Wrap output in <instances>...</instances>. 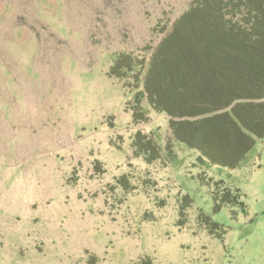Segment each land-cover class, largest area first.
<instances>
[{
    "label": "rangeland",
    "instance_id": "obj_1",
    "mask_svg": "<svg viewBox=\"0 0 264 264\" xmlns=\"http://www.w3.org/2000/svg\"><path fill=\"white\" fill-rule=\"evenodd\" d=\"M193 2L0 0V264H264V116L239 123L255 142L235 167L199 164L146 95L133 118Z\"/></svg>",
    "mask_w": 264,
    "mask_h": 264
},
{
    "label": "trees",
    "instance_id": "obj_2",
    "mask_svg": "<svg viewBox=\"0 0 264 264\" xmlns=\"http://www.w3.org/2000/svg\"><path fill=\"white\" fill-rule=\"evenodd\" d=\"M129 68H135L132 58L122 56L112 73ZM144 84L136 94L135 121L145 119L146 95L156 111L171 117L175 140L198 151L199 164L238 165L255 142L241 125L264 116V0H195L156 48ZM136 142L149 160L159 158L161 145L153 137L138 133ZM168 155L176 166L182 162L173 150ZM233 155L238 160L230 162ZM237 191H227L223 202L245 212ZM222 204L216 199L217 207Z\"/></svg>",
    "mask_w": 264,
    "mask_h": 264
}]
</instances>
